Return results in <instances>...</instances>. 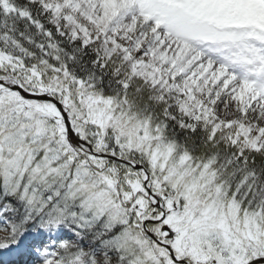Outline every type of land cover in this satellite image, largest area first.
Here are the masks:
<instances>
[{
	"label": "snow or ice",
	"instance_id": "snow-or-ice-1",
	"mask_svg": "<svg viewBox=\"0 0 264 264\" xmlns=\"http://www.w3.org/2000/svg\"><path fill=\"white\" fill-rule=\"evenodd\" d=\"M0 264H264V0H0Z\"/></svg>",
	"mask_w": 264,
	"mask_h": 264
}]
</instances>
